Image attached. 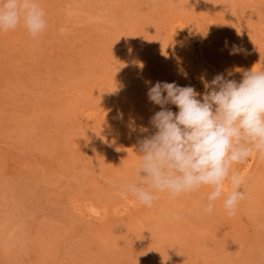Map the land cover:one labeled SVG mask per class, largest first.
Wrapping results in <instances>:
<instances>
[{
  "label": "rangeland",
  "instance_id": "rangeland-1",
  "mask_svg": "<svg viewBox=\"0 0 264 264\" xmlns=\"http://www.w3.org/2000/svg\"><path fill=\"white\" fill-rule=\"evenodd\" d=\"M37 3L39 36L0 32V264H264L258 154L232 166L244 179L232 215L223 197L205 211L208 186L151 207L117 194L155 132L145 82L203 93L197 66L237 82L261 68L264 0Z\"/></svg>",
  "mask_w": 264,
  "mask_h": 264
},
{
  "label": "clouds",
  "instance_id": "clouds-1",
  "mask_svg": "<svg viewBox=\"0 0 264 264\" xmlns=\"http://www.w3.org/2000/svg\"><path fill=\"white\" fill-rule=\"evenodd\" d=\"M45 15L37 0H0V32L22 25L36 38L46 29ZM240 51L233 46L232 54ZM200 79L203 93L175 81L145 82L148 101L160 110L150 118L154 134L138 141L136 179L122 175L117 185L122 199L151 207L157 193L175 197L208 186L205 211L223 197L225 210L234 214L244 179L232 166L254 154L264 159V65L244 71L240 82L223 73Z\"/></svg>",
  "mask_w": 264,
  "mask_h": 264
},
{
  "label": "bare ground",
  "instance_id": "bare-ground-1",
  "mask_svg": "<svg viewBox=\"0 0 264 264\" xmlns=\"http://www.w3.org/2000/svg\"><path fill=\"white\" fill-rule=\"evenodd\" d=\"M198 57V56H197ZM198 62V61H197ZM199 62H200V60H199ZM200 63H203V62H200ZM195 64V63H194ZM197 64V63H196ZM195 64V65H196ZM194 65V66H195ZM198 65V64H197ZM199 65H202V64H199ZM206 65H207V63H206ZM206 65H204V66H206ZM203 66V65H202ZM202 66H197V75L201 78L202 76L203 77H205L207 80H209V81H211V79L214 77L213 76V74L211 73V70L209 69V67H202ZM198 77V78H199ZM197 78V79H198ZM200 83V82H199ZM202 88L204 89V87H203V84H202ZM119 116L120 115H118V114H115V116H113L115 119H119ZM122 119V118H121ZM246 175V174H245ZM136 207V206H135ZM86 210V209H85ZM87 212H88V214L89 215H94V216H96V217H99L100 215H101V211H100V209H98V208H96V207H94V206H89V207H87ZM122 214V213H121ZM102 217V216H101ZM98 219V218H97ZM100 219V218H99ZM98 223V222H97Z\"/></svg>",
  "mask_w": 264,
  "mask_h": 264
}]
</instances>
